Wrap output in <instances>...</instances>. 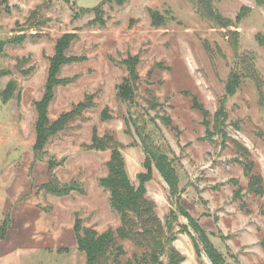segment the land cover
<instances>
[{
    "label": "rangeland",
    "instance_id": "374dc122",
    "mask_svg": "<svg viewBox=\"0 0 264 264\" xmlns=\"http://www.w3.org/2000/svg\"><path fill=\"white\" fill-rule=\"evenodd\" d=\"M102 1L0 0V92L11 80L17 86L8 102L0 97V226L8 214L12 220L9 237L0 242V264H85L71 231L76 214L99 232L121 224L110 193L99 184L108 174L111 151L89 148L94 131L112 133L123 144L135 185L145 170V143L172 159L180 193L172 196L154 169L147 196L163 222L169 217L173 245L185 260L192 251L191 264H213L202 244L198 256L190 235L179 230L186 224L197 236L179 210V197L207 231L223 264H264V195L249 190L245 159L234 142L248 149L253 171L264 180V46L256 40L264 33V5L214 0L215 8L233 20L220 27L202 17L191 0L106 3L100 21L94 7ZM243 6L250 12L237 22ZM150 10L161 13L165 23L154 25ZM70 31L78 38L68 55L86 59L62 68L60 77H78L55 88L49 116L57 119L82 102L85 107L38 158L34 102L44 93L57 39ZM23 35V43L10 42ZM129 55L140 58L139 79L134 101L125 102L117 90L128 75L122 61ZM234 74L239 86L228 94ZM194 99L210 113L212 137ZM216 113L221 114L217 132ZM50 160L60 162L55 168L60 183L75 181L85 194L58 197L41 188L39 183L50 178ZM121 243L127 257L144 251L131 240ZM162 259L167 261L165 255Z\"/></svg>",
    "mask_w": 264,
    "mask_h": 264
},
{
    "label": "trees",
    "instance_id": "16d2710c",
    "mask_svg": "<svg viewBox=\"0 0 264 264\" xmlns=\"http://www.w3.org/2000/svg\"><path fill=\"white\" fill-rule=\"evenodd\" d=\"M191 1L195 4L197 12L215 25L228 27L233 24L232 19L222 15L215 8L214 0ZM125 2L126 0H103L94 7L96 20L103 21V4L123 5ZM256 3L264 5V0H256ZM248 12H250V9L243 6L237 15L236 21H242ZM150 16L154 25L159 26L165 23L164 16L158 11L150 10ZM25 38V35L15 37L10 42L23 43ZM77 38L78 33L70 31L57 39L55 53L50 57L44 93L39 100L34 102L37 111V121L35 123L36 141L33 149L38 158L39 155L43 156L46 152V146L51 138L57 137L62 131L69 128L70 123L81 115V111L85 107V103L82 102L72 110L63 112L57 119H51L49 116V106L55 97V88L59 85L69 84L78 77V75L71 78L60 77L59 74L62 68L86 59L84 56L68 55L67 53ZM256 40L264 46V33H258ZM2 45L3 43L0 44V47ZM122 62L127 68L128 75L118 85L117 98L121 101L132 102L135 98L136 82L139 79L137 66L140 58L137 55H129ZM1 74L5 75L7 72L3 71ZM238 81L239 78L234 74L227 85L228 94H233L237 91L239 86L237 85ZM16 89V82L11 80L4 90L0 92V97L4 102H8L13 98ZM193 106L202 113L207 136L212 137L211 123L208 119L210 116L209 111L202 104L198 103L196 99L193 100ZM102 114L104 118H109L106 109ZM220 115L219 113L215 114L214 120L216 122L214 128L216 132L217 130H221ZM164 119L168 123L171 122L169 117H164ZM234 142L238 148V153L245 159L242 162L244 163L245 175L249 176V190L257 196H263L264 180L258 172L253 171L254 162L251 159L250 152L238 141L234 140ZM88 146L91 149L111 151L110 159L107 162L108 174L99 180V184L110 193L111 207L120 215L121 224L117 228H108L103 232H99L94 227L84 225L82 217L78 213L76 214L74 233L77 240V249L85 254V264H183L185 256L173 245L175 235L169 234V232L173 233L169 217L163 222L156 213V202L147 196V183L153 179L154 169H157L168 184L172 196H177L180 193V178L169 155L159 150V148H152L148 143H145L146 158L143 163L145 170L138 173L137 177L139 181L135 185L131 181L127 171L126 160L122 152L123 144L112 133L106 132L103 136H99L94 131L92 143ZM58 165H60V162L49 161V181L40 187L58 197L68 196L74 191L85 194V188L83 189L75 181H71V183L59 182L55 175V168ZM177 200L180 201V212L188 219L197 236L191 233L186 224H180L179 230H183V232L190 235L196 254L198 256L201 255L200 244H202L204 252L213 264H223L222 254L212 242L207 231L200 224L199 220L194 218L181 205V198L179 197ZM11 225V215L8 214L4 224L0 226V242L7 237ZM124 240L133 241L137 246L143 248L144 251L141 255L133 254L131 257H127L126 250L121 243ZM59 250L69 251L65 248ZM164 255L167 257V261L162 259Z\"/></svg>",
    "mask_w": 264,
    "mask_h": 264
},
{
    "label": "crops",
    "instance_id": "0c3cea01",
    "mask_svg": "<svg viewBox=\"0 0 264 264\" xmlns=\"http://www.w3.org/2000/svg\"><path fill=\"white\" fill-rule=\"evenodd\" d=\"M48 174H49V172H48ZM43 177V176H42ZM41 177V178H42ZM48 182V181H47ZM47 182H45V181H42V182H40L39 184L40 185H42V184H44V183H47ZM13 218V217H12ZM12 228H13V226H12ZM11 229V228H10ZM74 231V225L72 224L71 225V231ZM9 232H10V230H9ZM9 232H8V237H9ZM177 247L179 248V245H177ZM191 254H192V251H189V254L188 255H186V260L184 261V264H191ZM193 255H194V253H193ZM195 258V257H194Z\"/></svg>",
    "mask_w": 264,
    "mask_h": 264
},
{
    "label": "water",
    "instance_id": "95a60500",
    "mask_svg": "<svg viewBox=\"0 0 264 264\" xmlns=\"http://www.w3.org/2000/svg\"><path fill=\"white\" fill-rule=\"evenodd\" d=\"M226 264H230V263H226Z\"/></svg>",
    "mask_w": 264,
    "mask_h": 264
}]
</instances>
